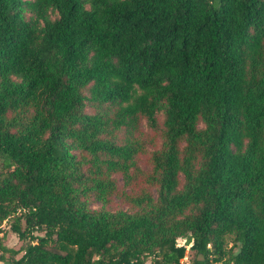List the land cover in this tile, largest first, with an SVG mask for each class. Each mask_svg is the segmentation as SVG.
I'll use <instances>...</instances> for the list:
<instances>
[{"label":"trees","instance_id":"trees-1","mask_svg":"<svg viewBox=\"0 0 264 264\" xmlns=\"http://www.w3.org/2000/svg\"><path fill=\"white\" fill-rule=\"evenodd\" d=\"M2 222L0 264H264V0H0Z\"/></svg>","mask_w":264,"mask_h":264},{"label":"rangeland","instance_id":"rangeland-1","mask_svg":"<svg viewBox=\"0 0 264 264\" xmlns=\"http://www.w3.org/2000/svg\"><path fill=\"white\" fill-rule=\"evenodd\" d=\"M140 136L141 139L144 140V142L146 143V148H150L149 146V137L153 134L152 130H150L145 124L144 122L141 123L140 125ZM142 162H144L145 158L143 156H141ZM6 224H4L2 222V224L0 225V230H6ZM41 234V233H38ZM0 236H1V231H0ZM177 243L179 244H183L184 239L183 238H177L176 239ZM4 244L6 246L12 247V248H19V246H21L22 241L18 240L14 234L8 232L5 239H4ZM229 245V244H228ZM190 251L188 250V245H185V257H183L180 261L187 263L188 262V258L187 256L189 255ZM145 264H148V262H146Z\"/></svg>","mask_w":264,"mask_h":264}]
</instances>
